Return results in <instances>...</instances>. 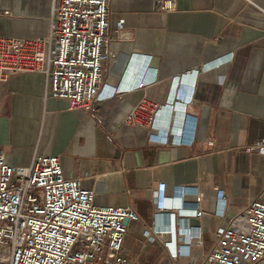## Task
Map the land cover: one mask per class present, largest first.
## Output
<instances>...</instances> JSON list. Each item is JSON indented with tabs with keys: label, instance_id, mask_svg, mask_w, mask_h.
I'll use <instances>...</instances> for the list:
<instances>
[{
	"label": "crops",
	"instance_id": "crops-1",
	"mask_svg": "<svg viewBox=\"0 0 264 264\" xmlns=\"http://www.w3.org/2000/svg\"><path fill=\"white\" fill-rule=\"evenodd\" d=\"M153 2L110 0L108 47L118 61L104 65L97 117L45 94L42 72L0 81V149L17 165L56 154L96 204L131 205L139 217L126 223L122 253L132 264H185L199 253L196 230L206 251L219 225L264 199V154L246 148L264 137V0H176L167 11ZM51 9L52 0H0V35H46ZM144 95L162 105L155 126L165 141L121 125ZM191 186L203 196L201 216L194 193L177 194Z\"/></svg>",
	"mask_w": 264,
	"mask_h": 264
},
{
	"label": "built area",
	"instance_id": "built-area-1",
	"mask_svg": "<svg viewBox=\"0 0 264 264\" xmlns=\"http://www.w3.org/2000/svg\"><path fill=\"white\" fill-rule=\"evenodd\" d=\"M109 3L52 0L46 35H0V81L20 72H42L45 94L65 99L69 109L97 117L96 105L105 95L104 65L113 67L118 61V55L110 53L108 47L112 41ZM153 7L174 9L176 0H154ZM121 27L119 21V35ZM161 107L144 95L123 116L121 125L149 129L150 140L165 141L166 136L155 126ZM192 136L191 130L184 140L190 141ZM246 148L264 154V137ZM177 190L180 195L194 193V214L204 213L197 186ZM94 192L79 179L66 177L56 154L35 152L29 164L17 165L7 162L0 149V264H132L122 253L127 231L123 221L138 219V213L131 205H98ZM217 194L218 212L224 217L226 200L221 190ZM163 198L159 185L154 194L159 208L164 206ZM153 238L148 235V239ZM192 242L199 253L191 254L185 264L260 263L264 260V199H250L219 225L206 251L200 248L202 239L197 230Z\"/></svg>",
	"mask_w": 264,
	"mask_h": 264
},
{
	"label": "water",
	"instance_id": "water-1",
	"mask_svg": "<svg viewBox=\"0 0 264 264\" xmlns=\"http://www.w3.org/2000/svg\"><path fill=\"white\" fill-rule=\"evenodd\" d=\"M127 221H128V219H124V221H123V222L126 224V223H127Z\"/></svg>",
	"mask_w": 264,
	"mask_h": 264
}]
</instances>
